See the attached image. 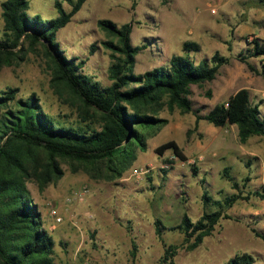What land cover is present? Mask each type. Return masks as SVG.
Instances as JSON below:
<instances>
[{"label": "rangeland", "instance_id": "374dc122", "mask_svg": "<svg viewBox=\"0 0 264 264\" xmlns=\"http://www.w3.org/2000/svg\"><path fill=\"white\" fill-rule=\"evenodd\" d=\"M27 1L28 16L57 17L56 0ZM62 6L66 12L71 9L66 2ZM101 20L119 27L131 25L130 43L141 48L135 56L136 75L167 66L172 55H189L198 64L218 52L229 63L212 82L191 86L193 110L203 116L234 91L248 86L251 102L264 117V78L249 72L236 58L253 40L264 39V0H86L55 40L67 58L84 62L82 74L106 88L112 83L108 77L112 59L101 43H117V39L99 28ZM3 26L0 8V38ZM186 41L198 43L200 51L185 54L182 45ZM22 46L23 51L16 49L9 66H0V91L17 89L18 100L35 95L43 112L56 123L90 124V117L80 120V106L71 94L51 84V67L43 48ZM249 62L259 70L264 64L261 58ZM159 117L168 123L154 136L145 133L146 150L136 149L134 161L121 177L100 178L107 175L105 164L93 169L58 160L59 179L43 188L34 179L26 181L42 227L54 242L52 264H164L168 245L178 246L172 264H226L242 253L251 255L253 264H264V240L251 232L264 236V139L253 136L241 143L235 126L215 128L205 121L193 130L194 115L178 109H164ZM95 128L99 129L97 124ZM170 140L182 148L186 162L170 150L162 156L154 152ZM144 168L148 173L136 179L133 171ZM225 168L232 182L223 177ZM82 188L88 191L85 199L69 202ZM256 192L259 196L253 195ZM203 193L210 198L207 206ZM231 195L239 197L223 213L231 219L221 218L211 235L190 250L194 237L185 242L178 228L182 216L195 223L204 211L218 209L215 202ZM51 208L60 223L50 215ZM156 222L161 237L155 233Z\"/></svg>", "mask_w": 264, "mask_h": 264}, {"label": "trees", "instance_id": "16d2710c", "mask_svg": "<svg viewBox=\"0 0 264 264\" xmlns=\"http://www.w3.org/2000/svg\"><path fill=\"white\" fill-rule=\"evenodd\" d=\"M85 1L56 0L57 17L52 20L28 16L27 0H5L0 5L4 23L0 38V66L11 64L16 49L23 51V43L31 49L41 46L50 63L51 84L71 94L80 106L82 122L89 117L92 120L84 126L56 123L43 112L35 95L18 100L17 89L0 91V264H52L54 242L42 227L41 214L26 188L27 180L34 179L43 188L59 179L62 170L58 160L93 169L105 164L107 175L100 178L121 177L134 161L136 149L146 150L145 133L149 131V135L154 136L168 123L167 119L159 117L164 109L192 113L195 118L193 130L200 121H205L215 128L235 126L241 143L253 136L264 139V117L259 106L251 102L245 88L230 95L225 102L216 104L203 116L193 110L189 99L191 86L212 82L219 69L229 63V59L218 52L198 64L189 55H172L167 66L136 75L133 73L135 56L141 48L130 43L131 25L119 27L109 20H101L99 28L117 39V43L112 40L101 43L110 51L112 63L108 77L112 83L104 88L82 74L84 62L67 58L55 36ZM63 2L71 7L69 12L63 9ZM248 45L236 58L249 72L264 78V64L259 70L249 62L251 58L264 60V39H255ZM182 51L185 54L197 53L200 46L186 41ZM167 150L179 161H187L182 148L173 140L156 147L154 152L162 156ZM223 177L232 182L227 168ZM232 186L237 187L235 183ZM253 195L259 196V193ZM238 199L237 195H231L215 202L218 209L204 211L195 223L187 215L182 216L178 228L185 235V242L194 237V242L188 247L190 250L211 235L221 218L231 219L223 213ZM202 200L207 206L210 198L203 193ZM159 225V222L155 223V233L161 237ZM251 232L264 240L262 234L253 229ZM177 249L178 246L168 245L162 262L172 264ZM253 263L251 255L242 253L226 264Z\"/></svg>", "mask_w": 264, "mask_h": 264}, {"label": "built area", "instance_id": "2783aa9c", "mask_svg": "<svg viewBox=\"0 0 264 264\" xmlns=\"http://www.w3.org/2000/svg\"><path fill=\"white\" fill-rule=\"evenodd\" d=\"M149 169L144 168V169H139V170H134L133 175L136 179L142 178L146 173H148ZM87 189L82 188L72 194V196L68 199L69 202H82L86 195H87ZM50 215L53 217L55 223H60L61 218L57 215L55 208H51Z\"/></svg>", "mask_w": 264, "mask_h": 264}, {"label": "crops", "instance_id": "0c3cea01", "mask_svg": "<svg viewBox=\"0 0 264 264\" xmlns=\"http://www.w3.org/2000/svg\"><path fill=\"white\" fill-rule=\"evenodd\" d=\"M249 75H250L249 73L246 74V79L248 78ZM236 76H238V74H237ZM234 78L236 79V77H234ZM233 81H234V79L231 80L230 83L233 82ZM242 88H245V89H247L248 91L250 90V88H249L248 86H243V87H240L239 89H242ZM239 89H237L236 91H238ZM236 91H234V93H235ZM234 93H232V94H234ZM227 99H228V98H227ZM227 99H226V100H227ZM192 124H193V125L195 124V118L192 120ZM198 126L200 127V122L198 123ZM198 126H197V127H198ZM186 136H187V133H186ZM185 148H186V147H185Z\"/></svg>", "mask_w": 264, "mask_h": 264}]
</instances>
